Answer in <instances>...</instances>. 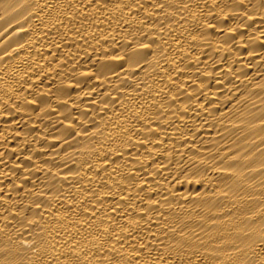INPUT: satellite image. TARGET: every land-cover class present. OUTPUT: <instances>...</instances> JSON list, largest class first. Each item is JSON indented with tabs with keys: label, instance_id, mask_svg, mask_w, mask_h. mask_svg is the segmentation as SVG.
Wrapping results in <instances>:
<instances>
[{
	"label": "bare ground",
	"instance_id": "bare-ground-1",
	"mask_svg": "<svg viewBox=\"0 0 264 264\" xmlns=\"http://www.w3.org/2000/svg\"><path fill=\"white\" fill-rule=\"evenodd\" d=\"M0 264H264V0H0Z\"/></svg>",
	"mask_w": 264,
	"mask_h": 264
}]
</instances>
